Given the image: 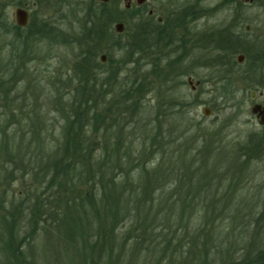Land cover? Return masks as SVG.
Listing matches in <instances>:
<instances>
[{"label": "rangeland", "instance_id": "374dc122", "mask_svg": "<svg viewBox=\"0 0 264 264\" xmlns=\"http://www.w3.org/2000/svg\"><path fill=\"white\" fill-rule=\"evenodd\" d=\"M16 1L21 4L8 7L9 22L14 24V11L21 8L29 14L30 22L45 23L54 30L55 35L59 32L61 35L55 38L58 42L55 45H50L48 40L32 43L33 39L29 37L28 47L22 46V39L17 43L12 34L0 36V74L4 71L7 74V78L4 75L0 78L10 80L4 94L7 103L0 102V142L4 140L5 144L2 148L4 152L0 151V168L3 170L2 176L11 182V185L0 184L2 200L6 201L3 207L11 211L19 202L24 203L22 213L17 215L20 232L17 238H24L22 251L28 260L39 264L88 262L89 238L90 242H94L88 228L89 222L83 217L80 230L74 228L71 235L61 229L56 230L55 226L45 229L38 221L32 222L34 208L31 211L29 208L35 202L30 186L38 188V185L30 177L22 178L20 172L13 173L15 167L7 164L9 160L5 154L46 155L57 153L60 149L67 118L79 105L75 93L73 98L71 94L77 77L78 46L70 40H77L82 33L83 23L80 20L88 4L93 8L102 3L95 0ZM184 2L194 3L195 0ZM104 4H107L105 12L110 22L108 32L111 37L105 36L97 45L100 52L96 55V61L100 66L96 73H106L110 77L106 80L111 81L107 86L98 76L102 79L97 81L98 86L89 87V93L103 94V107L95 106L97 120L91 125L94 131L86 126L88 120L85 119L83 125L79 126L78 135L87 138L90 134L91 138H100L102 148H107L106 156L132 158L133 167L125 160L122 174L118 171L111 179L117 184L116 188L124 185L125 195L135 194L143 198L145 192L148 201L145 198L139 205L137 215L126 213L127 216L116 222L107 234L111 248L94 252V261L96 264H206L191 261V250L187 244L192 239L196 247L201 245V241L205 247L207 244L210 258L216 260L208 264H234L244 257L254 258L263 254L264 150L251 140L252 134L256 135L258 131L251 129V106L248 104L245 82L235 81L230 89L232 97L224 96L228 92L221 94L218 88L207 92L210 89L206 86V92L200 94L198 104L195 103L198 94L191 93L185 78L174 79L170 87V84L148 74V61L144 60L143 63L138 57H133L131 63H126L124 52H120L119 48L128 46L130 37H134V16L132 13L124 14V0H108ZM211 4L213 1H207L203 8H210L213 6ZM120 23H123L124 29L116 33L114 27ZM101 57L105 58L104 62H101ZM175 61L174 67L178 66L183 72V58L177 56ZM12 63L18 64L16 70L13 68L15 74L10 73ZM164 66L162 62L158 67L163 69ZM194 74L199 78L207 75L199 70ZM122 83V89L127 93L121 94ZM142 83L145 86L141 93L132 90L133 86ZM202 89L205 90L204 87ZM173 100L178 101L180 106L172 109L169 102ZM204 110H208V116H204ZM59 138L60 144L55 150ZM140 165L145 170L141 171L138 168ZM33 166L36 168V165ZM26 168H30V165L26 164ZM125 172L129 178L124 180ZM163 176L164 180H168L166 185L162 181L148 193L144 191L146 179L159 180ZM174 181L179 182L180 186L181 183L184 185L182 190L185 194H182L180 202L177 200L181 193L174 189ZM192 186H196L198 191L195 188L193 193L188 192ZM81 190L87 192L89 188L83 186ZM150 192L153 204L149 201ZM162 194L164 197L160 198ZM61 197L56 194V197L49 199L50 206L39 199L36 206L45 212L48 208L50 219L52 216L58 219L61 212V217L65 216L66 208L59 203L55 205L58 209H53L51 202ZM163 198L165 201L161 200ZM121 209H124L123 205ZM151 216L154 225L146 231L152 237L163 229L166 219H169L171 228L182 224L183 236L175 237L180 247L173 256L174 261L172 251L168 248L165 251L158 242L159 236L153 243L151 237L148 234L143 236L138 228L139 220H149ZM198 230L202 231L201 240L195 238ZM77 232L82 233L81 236L86 235L84 246ZM185 241L183 252L182 242Z\"/></svg>", "mask_w": 264, "mask_h": 264}, {"label": "trees", "instance_id": "16d2710c", "mask_svg": "<svg viewBox=\"0 0 264 264\" xmlns=\"http://www.w3.org/2000/svg\"><path fill=\"white\" fill-rule=\"evenodd\" d=\"M19 2L20 1L17 2L16 0H0V36L12 34L16 38L17 43H19V40L22 39L21 43L23 47H28L27 41L29 37L33 39L32 43H39L46 40L49 41L50 45H55L58 43L56 42L55 38L61 35L59 34L60 32L55 35L54 30L49 28L45 23L37 24L36 22L31 21L29 22L27 28L22 29L9 22L7 15L8 7H12V5L20 6L21 3ZM106 6L107 4L102 3L98 7L91 8L88 4L84 17L80 20L83 23V28H81L82 33L79 34V37L77 38L78 42L74 38L70 40V42L78 46L76 48L78 50V56L76 58L75 66L77 77L75 78V89L73 88L71 94L73 98L75 93L79 101V105L74 107L73 111H71V114L67 118V125L63 128L61 135L63 142L60 144L61 138H59L58 142H56V148H54L55 150L60 144V149L58 152L46 155L38 154L34 156H16L17 154H5L7 160H9L7 164H9V166L15 167L13 168V173L20 172L22 178L30 177L35 180L36 185H38V188H36V186H34V188L33 186H30V191L35 202L34 206L29 208L30 211L34 208L32 213V222L38 221V223H40L45 229L55 226L56 230L61 229V231L68 235L73 234L72 231L74 228L80 230V220H82L83 217L86 219L87 223L89 222L88 228L92 233L91 235L94 242H90L89 238V258L88 255H86L88 262H76V264H96L93 258V253L100 252L101 250L103 251L105 248L107 250L111 248V240L107 241V238L109 237L107 235L109 230L111 228L113 229V227L117 224L116 222L121 219V217L123 218L124 216H127L126 213H136L135 215H137L139 212V205H141L143 200L147 198V194L145 192H143V198L138 197V195L135 196V194L134 196L133 194H131L132 196L125 195L124 185L122 184L120 188L118 186V188H116L117 184H114L111 179L118 171L120 175L122 174L121 171L123 170L125 160H127V162L130 163V166L133 167L132 158H127L126 156H106V154H108L106 152L107 148H102L103 144L100 143V138H91L89 134L87 139L81 134L78 135V132L80 131L79 126L83 125L85 119L88 120V124L86 126H89V128L94 131L95 128H93L91 125H93L97 120V116L95 115V110H97V108H95V106L103 107V94H91L89 93V87L98 86L96 84L100 79L98 76H101L106 85L110 86L109 82L111 80H106L110 78L109 75L106 76V73L101 71V73H96L99 71L97 67L100 66L96 61V55L98 52H100L97 45L103 40L105 36L111 37L108 32L109 18H106V16H108L105 12V8H107ZM133 35L134 37H130L131 42L128 44V46H124L125 48H119L120 52H124V59L128 61L126 63H131L130 61L133 57H138L137 59L139 60V57L142 56H137L138 53H140L137 49L139 42L137 35ZM63 42H65V40H63ZM171 58H169L170 60L168 61L167 66L162 69L159 68L160 66L158 65L159 59L154 58V56L147 54L143 56V58L141 57V59L148 61L149 66L145 64L148 74L154 76V78L156 77V79L158 78L159 81L170 84V87L173 85L171 83L174 81V79L177 80V78L184 76L182 69L179 70L178 66L174 67L173 65L177 62L175 61L176 56ZM10 66H12V68H9L10 73L15 74L16 72L13 71V68L16 70L18 64L12 63ZM3 75L7 78L6 71L0 74V77ZM113 76L114 75H111V77ZM6 78H0V102L5 101L4 94L7 91V85L10 82L9 78ZM11 81H13V79H11ZM122 85L123 83L120 84L121 94L127 93L122 89ZM144 86L145 83H142L133 86L132 90L141 93L144 90ZM99 87H101V85ZM227 88L228 87L220 88V93L222 94L227 91L228 94H224V96L230 95L232 97L233 95L230 88ZM173 89L174 88H172V90ZM76 96L74 99H76ZM4 103H7V101ZM169 106L173 109L180 106V103L173 100L172 102H169ZM1 116L3 117V115ZM9 118L10 116H8L7 120H9ZM3 142L4 140H1L0 142L1 152H4L2 148L5 146V144H3ZM7 164H5V167ZM26 164H29L30 168H26ZM33 165H36V168ZM138 168L141 171L145 170V167L142 165H140ZM2 171V168H0V184L4 186L6 184L11 185L9 179H6L4 176H2ZM187 173L190 174L189 172ZM190 176L193 177L192 174H190ZM128 178L129 175L125 172V177L123 179L125 180ZM164 178L165 176L159 180L151 178L146 179V189L144 191L148 193L152 190V188H154L155 185L161 184L162 181H164L163 185H166V181L168 180H164ZM13 180L16 181V178ZM172 183H174V189L177 190L178 194L181 193L179 199L177 200V202H180L182 194H185L182 190L184 185L181 183L180 186V183H176L175 181ZM83 186L88 187L89 190L87 192L85 190H81V187ZM195 188L196 186L190 187L188 192L193 193L192 191H194ZM196 190L198 191L197 188ZM7 194L8 192L4 194V197ZM56 194H60V196L62 195L63 197L59 198L57 201H53L54 204L51 202V208L56 209L57 206L55 205L62 203L66 208L65 212L63 213L65 216L61 217V212V215L58 214V219L54 218L53 216L50 219V210L47 208L45 212L43 209L39 208V206H36V204L39 203L40 199L42 202H46L47 206H50L51 204H49L48 200L56 197ZM163 195L164 194L160 195V198ZM26 198H29L28 194L26 195ZM165 198L161 200L165 201ZM2 199L3 191L0 186V264H39L38 262H32L28 260L27 256L22 251L25 242L24 238L22 237L20 240L17 238V235H20L17 225V215L22 213L24 203L21 204L19 202L17 206H13L12 210L9 211L3 207L6 201ZM147 201L148 198L146 202ZM149 201L152 202V204L154 202L151 192ZM190 201H193V199ZM122 205L124 209H121ZM128 206L130 208L127 209ZM87 217H89V219H87ZM153 222L154 219H152V216L149 220L148 218L147 220L146 218H142L139 220L138 228L142 231L143 236L148 234L151 237L153 243H156L153 240L156 238V236H159L158 242L161 243V246H163L165 251L167 248L172 251L171 257L174 261L175 257L173 258V256L178 252L180 247V243L175 237L178 235L183 236L181 230L182 224L178 223L176 224L175 228H171L169 219H166V221L163 223L164 227L162 226L163 229L161 231L159 230V232L156 233L154 237H152L149 232L146 231V229L152 228L154 225ZM79 232H77V234L81 236L82 233L79 234ZM201 233L202 231L198 230L195 238L201 240ZM85 236L86 235L81 236L83 243L82 246H84L86 240V238H84ZM155 240L157 241V239ZM186 241L182 242L184 244L182 246L183 248H181L183 252L185 250L184 247ZM192 242H194V239H192ZM192 242L187 244L191 250V252L189 251V255H191V261L206 262V264H208V262L216 261L213 258H210L207 250V244L205 247L204 242L201 241V245L196 247ZM169 245L171 247H169ZM193 252H198V254L196 255ZM168 254H170V251H168ZM224 263L225 262H223V264ZM71 264L75 263L72 262ZM234 264H264V253L259 254L254 258L248 256L244 257L240 260H237Z\"/></svg>", "mask_w": 264, "mask_h": 264}, {"label": "flooded vegetation", "instance_id": "af4514ba", "mask_svg": "<svg viewBox=\"0 0 264 264\" xmlns=\"http://www.w3.org/2000/svg\"><path fill=\"white\" fill-rule=\"evenodd\" d=\"M207 1L213 6L203 8ZM129 13L137 56L150 54L159 66L164 62L163 69L167 57L181 56L183 79L198 94L195 103L208 87L211 92L245 82L251 129L258 131L251 140L264 150V0H124V14ZM197 70L207 75L199 78Z\"/></svg>", "mask_w": 264, "mask_h": 264}, {"label": "water", "instance_id": "95a60500", "mask_svg": "<svg viewBox=\"0 0 264 264\" xmlns=\"http://www.w3.org/2000/svg\"><path fill=\"white\" fill-rule=\"evenodd\" d=\"M98 1L100 3H106L108 0H95ZM28 23V13L21 9V8H17L14 11V24L17 27H21L24 28ZM116 33H121L123 30V25L122 24H116L114 27ZM101 62L105 61L104 57L100 58ZM209 112L208 110H204V116H208Z\"/></svg>", "mask_w": 264, "mask_h": 264}]
</instances>
